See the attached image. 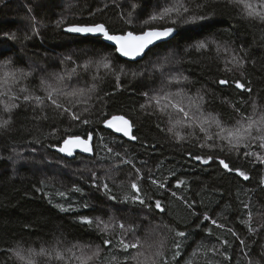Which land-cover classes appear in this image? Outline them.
Masks as SVG:
<instances>
[{"label":"trees","instance_id":"trees-1","mask_svg":"<svg viewBox=\"0 0 264 264\" xmlns=\"http://www.w3.org/2000/svg\"><path fill=\"white\" fill-rule=\"evenodd\" d=\"M171 2L116 0L120 5L117 8L112 0H0V76L4 71L14 69L32 73L15 86V91L23 85L37 95H44L40 88L41 80L54 83L57 74H65L73 67L72 61L78 65L89 60L93 63L88 71L77 69L78 75L65 81L66 90L89 89L93 83L97 85L94 92L86 91L83 96L59 98L81 119L90 120L89 124L74 121L68 113L60 114L52 107L41 109L22 100L17 101L20 107L11 114L13 122L9 130L0 134V249L17 244L25 248L50 247L59 239L62 248L74 243L100 245L104 249L102 260L105 264L112 255L123 258L125 255L136 256L138 252L143 253L139 257L140 264H151L153 254L163 242L170 264H185L193 249L202 242L207 247H217L221 254L207 252L205 255L202 249L191 257L193 264H249V261L251 264H264V227H261L264 226V186L259 183L264 177V165L228 157L220 152L210 153L208 149L198 148L195 141H178L166 130L180 118L178 115L174 114L169 123L163 116L147 115L140 109L147 100L142 93H174L181 88L190 96L204 93L207 100L204 111L218 114L225 123L239 118L231 104L245 115L252 112V100L264 106V23L243 19L239 7L229 4L228 0H209L205 11H210L213 18L206 21L203 28H179L182 37L170 44L156 46L142 61L135 63L121 59L113 47L99 38L74 36L56 24L63 18V27L73 23L103 22L113 32H139L149 27H162L160 21L147 25L143 22ZM106 3L109 6L104 8ZM132 5L137 6L135 10ZM129 11L132 12L131 24L120 18L121 12L126 16ZM34 26L38 27L39 35H33ZM4 33H15L18 39L12 40ZM25 35H30L31 39H24ZM205 39L215 40L237 52L242 46L244 51L240 55L247 61L244 68L224 71L225 54L217 55L215 46L210 45L202 52L192 49L196 41ZM69 56L72 61L66 59ZM103 57H107L117 71L122 67L125 72H143L144 75L137 78L122 75L118 87L113 74L102 65L97 67ZM8 59L12 64L5 69L2 65ZM97 72L102 79L93 80ZM180 75L187 76L188 81L179 85L169 83L173 76ZM219 79H227L230 84L218 85L216 81ZM236 80L250 81L252 93L237 90L231 83ZM0 99L12 102L7 97ZM7 115L0 104V117L7 118ZM42 115L47 119L40 118ZM112 115H125L131 119L133 133L139 139L128 141L105 130L103 121ZM54 130L55 135H49ZM174 130L188 131L184 125H176ZM88 133L93 135V152L89 155L77 152L69 159L58 152L57 146L68 135L86 137ZM197 134L203 136L198 130ZM104 145L113 148V153H108ZM115 152H120L121 156H115ZM188 153L212 154L230 160L235 167L246 171L250 179L245 181L234 172L227 173L216 162L203 165L191 159ZM122 158L130 159L136 168L141 169L144 175L140 181L142 192L151 197L152 202L160 200L164 212L122 202L125 196L132 194L130 178H136L131 165L120 163ZM150 171L153 178L165 182L166 188L157 189L150 183ZM92 173H95L97 183L109 184L116 201L92 186ZM178 179L185 180L187 184L177 187ZM76 186L83 192L73 191ZM59 192L67 195L61 197ZM172 192L177 195L173 196ZM184 201H194L195 204L189 208ZM242 202L249 204V208L245 209ZM85 203L89 207H82ZM57 204L72 205L75 211H60ZM249 210L253 214L252 227L259 229L255 233H250L248 226L241 223L247 219ZM205 214L224 227L218 228L210 221H204ZM80 215L100 217L110 224L109 232L102 233L95 227L79 224L77 217ZM117 221L126 226L138 225L135 236L129 234L128 240L139 238L145 242L144 246L130 249L127 253L115 248L121 230L111 225ZM25 225L31 227L26 228ZM165 225L188 235L186 238L175 237ZM208 228L212 230L211 235ZM229 229L245 241L243 251L239 240ZM106 238L112 239L114 244L104 246L102 241ZM225 239L229 241L228 245L222 244ZM177 240L182 242L181 255L172 260L173 244ZM148 244L152 245L150 249ZM223 253L232 259H225ZM0 264L20 262H14L0 252ZM128 264H137V261L129 260Z\"/></svg>","mask_w":264,"mask_h":264},{"label":"snow or ice","instance_id":"snow-or-ice-1","mask_svg":"<svg viewBox=\"0 0 264 264\" xmlns=\"http://www.w3.org/2000/svg\"><path fill=\"white\" fill-rule=\"evenodd\" d=\"M112 3L117 8L120 7V5L116 3V0H112ZM228 3L239 7L240 15L243 19L255 20L260 23H264V0H228ZM208 5L209 0H172L170 5L163 7L156 13H153L143 22L147 25L155 21H160L163 24L162 27H149L139 32H113L110 31L109 26L103 22L73 23L67 27H63L65 24V20L63 18L56 21V24L58 27H62L63 31L66 33L82 36H95L104 41L111 42L115 45V51L117 53L135 61L138 57H143L146 54V51H151L152 46L159 47L165 44H170L178 37H182V33L178 30L179 28H183L185 26H198L203 28L205 26V22L210 21L213 18V14L210 11H205V8ZM108 6L109 5L106 3L104 8H107ZM136 7V5H132L133 10H135ZM102 10L103 9H97L96 11ZM120 18L124 20L125 23L131 24L132 12L129 11L126 16L123 12H121ZM32 19L35 21V17H32ZM32 32L33 35H39L38 27L34 26ZM3 35L8 36L12 40L18 39L15 33H4ZM24 39H31V36L25 35ZM210 45L215 46V52L217 55H220L221 53L225 54L226 58L224 59L223 70L226 72H232L233 69H242L247 63L244 56L240 55V52L244 51L242 46L240 52H237L227 45L222 46L218 44L215 40L205 39L196 41L192 45V49L197 52H202L208 49ZM66 59L68 61H72V57L70 56L66 57ZM72 63L73 67L66 71L65 74H57L54 77V83L41 80L40 88L44 92V95H37L35 94V91H30L27 86L23 85L18 88V91L14 90L15 86L20 85L22 79L32 75L31 72H25L23 69L4 71L3 75L0 76V98L7 97L8 100L12 102L7 103L3 99H0V104L3 105V112L8 114L7 118L0 117V134L9 130V126L13 122L11 114L15 109L20 107V103L17 101L21 100L25 104L30 103L41 109L44 107H52L59 111L60 114L68 113L74 121H79L82 124H89L91 122L90 120L81 119L80 115L73 112L72 107L65 106V104L60 102L59 99L61 96H83L86 91L94 92L97 89V85L93 83L89 89L78 88L71 91L66 90L67 85L65 84V81L71 80L74 75H78L77 69L88 71L93 62L89 60L79 65L76 64L75 61H72ZM252 63L255 64V61H252ZM11 64L12 60L8 59L4 61L2 67L7 69ZM100 65H102L107 72L115 76L118 87L122 75H130L133 78L144 75L143 72H125L122 67L117 71L113 68L111 61L107 57H103L97 67ZM241 76H243L242 72ZM92 78L93 80L98 78L102 79V77H99L98 72L93 75ZM188 79L189 78L187 76L183 75L173 76L169 80V83L179 85L184 81H188ZM216 83L221 86H228L230 81L227 79H219ZM231 83L234 84V87L241 92L252 93L250 81L244 83L236 80ZM142 95L147 98L146 103L140 105V109L145 114L163 116L167 118L169 123L172 122L174 114L180 117L175 120L172 127H168L166 129L167 132L172 133L174 138L178 141H195L198 148L208 149L210 153L220 152L224 153L225 156L228 157L235 156L238 159L244 158L248 160L249 163H259L264 165V106L259 105L257 100H252V112L248 115L241 113L234 104H231L230 106L237 113L239 118L231 123H225L221 121L218 114L214 115L211 112L204 111V105L207 103L204 93L197 92L195 96H190L183 88H181L174 93L167 92L149 95L148 92H144ZM90 98L91 97H89V99ZM185 100H187V104H185ZM225 102L227 103V101ZM242 103H246V101H242ZM149 109H151V111H149ZM40 118L47 119V116L42 115ZM103 123L107 128L113 129L117 133H121L124 137H128L131 141H137L139 139V137L133 133L134 124L132 120L127 118L125 115H112L110 118L104 120ZM176 125H184L188 131L186 133L175 131L174 129ZM157 127H159V125H157ZM197 130L199 133H202L203 136L198 135ZM49 135H55V130L52 133H49ZM100 139L102 140L103 137ZM92 140V133H88L86 137H82L80 135H68L62 140L61 145L57 146V150L68 157H75L77 150L83 153H92ZM35 142L39 143L38 140ZM104 147L108 153H113V148L108 147L107 145H104ZM153 147H155V145H153ZM242 149L243 151H241ZM33 151H35V149H33ZM114 155L121 156V153L115 152ZM188 155L191 159L198 161L203 165H210L216 162L220 168L227 173L234 172L245 181L250 179L246 171L241 170L239 167H235L230 160L226 161V159L221 158L220 156H214L212 154H208L206 156L193 155L192 153H188ZM17 156H21V154L17 153ZM104 158L105 157H100V159ZM9 159H11V157H9ZM120 163L131 165L136 173V178H130L129 180V187L132 190V194L130 196H125L122 202H131L133 204H139L149 210L156 209L160 212H164L165 208L162 206L160 200L152 202V198L147 197L146 194L142 192L140 181L144 179V175L141 172V169L136 168L130 159L122 158ZM117 167H119V165H117ZM92 176V186L99 190H103L105 195L108 196L110 200L116 201L117 197L115 195H111L109 184L103 181L97 183L95 173H92ZM148 179L157 189L166 188L165 182L153 178L151 171L149 172ZM41 183L44 182L42 181ZM259 183L261 186H264V177L260 179ZM186 184L187 182L183 179L177 180V187ZM120 186H123V181ZM39 190L40 189H37V191ZM73 191L82 193L83 189L76 186L73 188ZM58 195L64 197L67 194L65 192H59ZM172 195L176 196L177 194L176 192H172ZM179 199L183 200L184 198L179 197ZM49 203H51V200H49ZM184 203L189 208H192L195 204L194 201L192 203L184 201ZM56 207L63 212L75 211L72 205L65 207L63 204H57ZM82 207L87 208L89 205L85 203ZM243 207L248 209L249 204L243 203ZM252 218L253 214L249 210L247 212V219L242 220L241 223L248 226V231L250 233H255L259 229L252 227ZM203 220L210 221L212 225H215L218 228L224 227V225L218 224L216 219H213L207 214L203 216ZM77 222L88 227H95L102 233L109 232L110 230V224L102 220L100 217L80 215L77 217ZM25 227L30 228L31 225H25ZM111 227H118L121 230L119 239L116 240L114 244L112 239L106 238L102 241L104 246L114 244L115 248H118L120 251L125 253H127L130 249H139L144 246L145 242L141 241L139 238L128 240L129 234L135 236L138 225L129 224L126 226L123 222L117 221L115 224H112ZM165 227H167L170 232H173L175 237L186 238L188 235L186 232L172 229L168 225H165ZM207 232L211 235V228H208ZM229 232H231V234L239 240L241 251H243L245 241L240 239L239 235L234 230L229 229ZM61 243L62 242L57 239L50 247L41 245L38 249L34 247L25 248L17 244L14 247L0 249V252H3L10 260L20 262V264H60V262H62V264H105L102 260L104 249L100 245L93 246L91 244L74 243L70 247L62 248L60 246ZM222 244L228 245L229 241L225 239L222 241ZM147 247L150 249L152 245L148 244ZM173 248L175 251L173 253L172 260H176V258L181 255L182 242L177 240L173 244ZM202 249L204 250L203 254L205 255L207 252L221 254L217 247H207L201 242L197 248L193 249L191 257H195ZM141 255H143V253L139 252L136 256L125 255L123 258L112 255L111 258L107 260V264H128L129 260H136L137 264H140L139 257ZM223 255H225V259L227 260L232 259L226 253H223ZM191 257L185 261V264H193ZM151 264H170L164 251L163 242H160L159 249L153 254ZM209 264H211V262H209ZM249 264H251L250 261Z\"/></svg>","mask_w":264,"mask_h":264},{"label":"water","instance_id":"water-1","mask_svg":"<svg viewBox=\"0 0 264 264\" xmlns=\"http://www.w3.org/2000/svg\"><path fill=\"white\" fill-rule=\"evenodd\" d=\"M68 34H70V33H68ZM71 35H74V36H80V37H85V38H86V37L99 38V37H95V36H82V35H75V34H71ZM103 41H104V40H103ZM104 42H106L107 44H109V45L115 47V45H114L113 43H111V42H108V41H104ZM154 47H155V46H152L151 49H153ZM148 52H149V51H146V54H147ZM146 54H145V55H146ZM118 55H119L122 59L127 60V61H129V62H133V63L138 62V61L142 60V59L145 57V55H144L143 57H138V58L134 61V60H131L130 58H127V57H123V56H121L119 53H118ZM105 128H106V130L111 131L112 133H114L116 136L123 137V138L129 140L128 137H124L121 133H117V132H115L113 129H109V128H107L106 125H105ZM130 141H131V140H130ZM77 152H79V150H77ZM79 153H82V154H84V155H89V153H83V152H79ZM64 156L67 157V158H69V159L72 158V157H68V156H66L65 154H64Z\"/></svg>","mask_w":264,"mask_h":264},{"label":"bare ground","instance_id":"bare-ground-1","mask_svg":"<svg viewBox=\"0 0 264 264\" xmlns=\"http://www.w3.org/2000/svg\"><path fill=\"white\" fill-rule=\"evenodd\" d=\"M84 38H85V37H84ZM86 38H88V37H86ZM89 38H94V37H89ZM99 39H100V38H99ZM101 40H102V39H101ZM102 41H103V40H102ZM103 42H104V41H103ZM104 43L107 44L106 42H104ZM107 45H109V44H107ZM109 46H111V45H109ZM111 47H113V46H111ZM155 47H156V46H155ZM155 47H154V48H155ZM113 48L115 49V47H113ZM154 48H153V49H154ZM153 49H151V50H153ZM149 52H150V51H149ZM149 52H148V53H149ZM116 53H117V52H116ZM148 53H147V54H148ZM147 54H146V55H147ZM117 55H118V53H117ZM146 55H145V57H146ZM118 56H119V55H118ZM119 57H120V56H119ZM145 57H144V58H145ZM120 58H121V57H120ZM144 58H143V59H144ZM121 59H122V58H121ZM143 59H142V60H143ZM123 60H124V59H123ZM142 60H140V61H142ZM125 61H127V60H125ZM140 61H138V62H140ZM127 62H129V61H127ZM131 63H133V62H131ZM104 127H105V125H104ZM105 130H106V128H105ZM107 131H108V130H107ZM109 132H111V131H109ZM111 133H112V132H111ZM112 134H114V133H112ZM114 135H115V134H114ZM115 136H116V135H115ZM117 137H119V136H117ZM121 138H123V137H121ZM123 139H125V138H123ZM125 140H128V139H125ZM128 141H130V140H128ZM133 142H135V141H133Z\"/></svg>","mask_w":264,"mask_h":264},{"label":"rangeland","instance_id":"rangeland-1","mask_svg":"<svg viewBox=\"0 0 264 264\" xmlns=\"http://www.w3.org/2000/svg\"><path fill=\"white\" fill-rule=\"evenodd\" d=\"M184 102H185V104H187V103H188V102H187V100H185Z\"/></svg>","mask_w":264,"mask_h":264}]
</instances>
